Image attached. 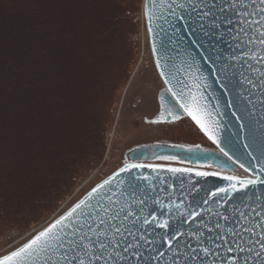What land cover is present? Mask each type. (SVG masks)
Wrapping results in <instances>:
<instances>
[{
  "label": "rangeland",
  "instance_id": "1",
  "mask_svg": "<svg viewBox=\"0 0 264 264\" xmlns=\"http://www.w3.org/2000/svg\"><path fill=\"white\" fill-rule=\"evenodd\" d=\"M143 3L0 0V85L15 88L0 104V256L120 167L134 145L216 149L187 116L150 123L164 84Z\"/></svg>",
  "mask_w": 264,
  "mask_h": 264
},
{
  "label": "snow or ice",
  "instance_id": "2",
  "mask_svg": "<svg viewBox=\"0 0 264 264\" xmlns=\"http://www.w3.org/2000/svg\"><path fill=\"white\" fill-rule=\"evenodd\" d=\"M144 10L149 31H153L155 19L159 20V30L168 34V29H172L171 35H175V25L183 22L184 27L193 34L211 36L213 29H219L224 24L232 25L235 17L237 31L233 38L236 47L243 52V56L260 65L256 71L262 78L259 83L249 77L242 82L252 90L261 92L259 102L264 105V0H145ZM197 24L199 28L193 27ZM169 39L174 43L171 37ZM257 46L261 52L253 55L257 53ZM161 47L167 54L168 48L163 41ZM208 51L215 52L214 46H208ZM203 58L211 64L220 61L216 69L217 79L227 92L231 84L229 71L233 65L228 60H221L218 54L215 58L211 55H204ZM171 59L166 56L167 61ZM229 60L240 62L242 56L238 53ZM156 64L167 88L161 96L164 110L157 120L150 123L178 121L182 114H186L228 160L233 164L238 163L221 147L218 139L220 122L208 111V104L203 103L208 99L206 93L211 85L207 83V77L199 72L195 58L184 60L179 68L174 63L166 68L159 59ZM248 67L252 68L253 64L249 63ZM169 94L174 103L169 101ZM240 95L248 104H253L251 94L241 92ZM216 115L222 113L217 112ZM233 115L236 113L233 112ZM240 119L242 117L237 116V120ZM245 147L248 145L245 144ZM184 151L199 158L198 145ZM157 158L163 161L180 160L176 155ZM145 167L142 163H126L113 177L93 188L87 197L39 231L28 243L0 257V264H264V205L253 206L251 198H247L244 202L246 210L237 213L235 222L225 212L218 210L224 208L236 193H247L250 188L264 186V163H258L253 169L240 163L239 167L248 173L247 176H221L228 182L227 186L211 190L210 199L203 201L207 212L216 217L215 222L204 216L205 209L200 205H189L185 209L183 204L161 203L155 197H149L141 182L151 177L134 171ZM152 171L157 174L158 180L164 179V173H170L173 181L179 179L181 183L185 176L191 180L193 175H217L215 172L193 173L188 168L165 166L152 167ZM122 173L128 174L126 179ZM117 177L120 178L117 185L127 184V189H121L119 195H110L116 191L112 182ZM171 187L174 189L175 183ZM125 192L127 199H122ZM221 194L223 198L218 199ZM150 198L153 204L160 205L159 215L153 210L145 214ZM212 205H218L217 210L214 211ZM174 206L180 223L189 226L186 230L181 227L175 231L171 229L170 218ZM163 209L168 210L167 215ZM212 233L214 235H209Z\"/></svg>",
  "mask_w": 264,
  "mask_h": 264
},
{
  "label": "water",
  "instance_id": "3",
  "mask_svg": "<svg viewBox=\"0 0 264 264\" xmlns=\"http://www.w3.org/2000/svg\"><path fill=\"white\" fill-rule=\"evenodd\" d=\"M144 17L148 31L151 54L158 74L160 72V69L156 64L158 59L166 68L172 63L179 68L182 66V62L184 60L192 58H195L198 62L199 72L204 77H207V83L211 85V87L207 89L206 93L208 99L203 101V103L208 104V111L211 112L213 118L219 120L220 122L218 139L221 141V147H223L225 151L229 152V154L232 155L238 163L233 164L232 161L228 160V158L220 152L219 148H217V146L214 145L202 131L200 132L215 146L216 149H206L198 145L200 149L199 158H197L196 155L189 154L184 151L185 148H195L196 146H185L164 142L138 144L125 151L123 162L120 167L96 183L75 203L87 197L92 189L97 187L101 182L113 177L114 174L123 168L126 163L135 162L142 163L147 166L144 169L134 171H138L144 176L151 177L150 180L141 182L143 188L148 191L149 197H155L161 201V203H180L184 205L185 209H188L189 205L193 207L200 205L205 209L204 216L215 222L216 217L211 216V214L207 212V206L203 205V201L205 199H210L209 192L211 190L227 186L228 182L221 179V176L232 174L247 176L248 173H245L243 169L239 167L240 163H243L250 169H253L258 163H264V105H261L259 102L261 92L252 90L249 85L242 82L245 77H249L253 78L255 83H259L262 78L260 77L259 72L256 71V68L260 67V65H257L254 60H249L248 57L243 56V52L236 47V40L233 38L237 31L235 17H233L232 25L224 24L219 29H213L212 31L214 34L211 36H203L200 33L193 34L190 29L184 27L183 22L175 25V35H171L172 29H168V34H165L159 30V20L155 19L152 23L153 31H149V22L145 14V10ZM193 27L199 28V25L197 24ZM245 27H247V25H245ZM169 37H171V41H174V43L170 42ZM162 41L168 48L167 54H165L162 50ZM198 45L200 46L198 47ZM208 46H214L215 52H209ZM260 52L261 49L257 46V53H253V55L259 54ZM238 53L241 54L242 61L233 62L229 60V57ZM216 54L220 56L221 60H228V62L233 65L232 69L229 71L231 84L229 85V90L227 92L221 87V81L217 79L216 69L220 66V61H217L216 64H211L203 58L204 55H211L215 58ZM166 56H170L172 58L171 61H167ZM249 63L253 64L252 68L248 67ZM184 66L186 67V65ZM160 78L163 81L161 76ZM185 78L187 79V77ZM166 88L167 85L164 84L163 88L158 92L160 110L153 116L154 121L159 118L160 114L164 110V106L161 104V96L165 94ZM241 92L245 95L251 94L253 100L252 105L243 100L240 95ZM168 99L171 103H174L170 94L168 95ZM216 105H219V107L216 108ZM249 111H251V115L249 114ZM217 112L222 113V115L217 116ZM233 112H235L236 115H233ZM184 116L187 115L182 114V117ZM237 116L242 117V119L237 120ZM192 123H194V125L199 129L198 125H196L194 121H192ZM241 125H244V127H241ZM245 144H247L248 147H245ZM249 153H251V155ZM161 155H176L180 157V160L163 161L157 158ZM253 157H257L258 159L254 160ZM206 165H211V167H207ZM160 166L188 168L191 169L193 173L195 171H209L215 172L217 175L209 177H196L193 175L191 180L185 176L184 182L181 183L179 179L173 181L171 179L172 174L164 173V179L158 180L157 174L152 171V167ZM122 176L126 179L128 174L122 173ZM119 179L120 178L117 177L116 180H113L112 184L116 187V191L110 195H119L121 189H127V184L117 185V180ZM173 183H175L174 189L171 187ZM161 188H163L164 191H160ZM253 193H255V195H253ZM262 194H264V186L250 188L247 193H236L233 199L229 200L224 208H219L218 210L225 212V214L229 215L233 222H235L237 213L246 210L244 202L247 198H251L253 206L258 204L264 205V195ZM258 197L259 199H257ZM222 198L223 194H221V197L218 199ZM122 199H127V192L124 193ZM75 203H73L66 211L39 231H43L56 219L64 215L71 209L72 206L75 205ZM212 207L215 211L217 210L218 205H212ZM148 210H153L159 215L161 208L159 204H153L152 199L150 198L148 200V209L145 214H147ZM163 211L165 212V215H167L168 210L163 209ZM172 212L173 215L170 218L171 229L175 231L178 227H181L186 230L189 226L180 223V218L175 214V206L173 207ZM197 219H199V217ZM221 223L223 224L224 221H221ZM245 223H247V221H245ZM35 235L12 251L17 250L24 244L28 243ZM209 235H214V233ZM246 238L247 234H245V239Z\"/></svg>",
  "mask_w": 264,
  "mask_h": 264
},
{
  "label": "trees",
  "instance_id": "4",
  "mask_svg": "<svg viewBox=\"0 0 264 264\" xmlns=\"http://www.w3.org/2000/svg\"><path fill=\"white\" fill-rule=\"evenodd\" d=\"M5 81H4V78H2V85H0V104L2 103V104H4L3 103V98L4 97H9V94H8V92H10V91H12L13 89H15V88H12V89H10V90H7L6 89V86L5 85H8L9 86V83H4ZM7 88H9V87H7Z\"/></svg>",
  "mask_w": 264,
  "mask_h": 264
},
{
  "label": "flooded vegetation",
  "instance_id": "5",
  "mask_svg": "<svg viewBox=\"0 0 264 264\" xmlns=\"http://www.w3.org/2000/svg\"><path fill=\"white\" fill-rule=\"evenodd\" d=\"M156 142H159V141H156ZM160 142H163V141H160ZM146 143H152V142H146ZM146 143H142V144H146ZM165 143L177 144V145H185V146H197V145L188 144V143H182V142H165Z\"/></svg>",
  "mask_w": 264,
  "mask_h": 264
},
{
  "label": "bare ground",
  "instance_id": "6",
  "mask_svg": "<svg viewBox=\"0 0 264 264\" xmlns=\"http://www.w3.org/2000/svg\"><path fill=\"white\" fill-rule=\"evenodd\" d=\"M42 18V17H41ZM85 18V17H84ZM46 39V38H45ZM58 43V42H57ZM36 77V76H35ZM40 99V98H39ZM7 254V253H6ZM5 255V254H4ZM3 256V255H2Z\"/></svg>",
  "mask_w": 264,
  "mask_h": 264
}]
</instances>
